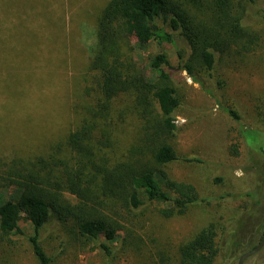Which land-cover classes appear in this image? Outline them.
<instances>
[{
  "label": "rangeland",
  "instance_id": "374dc122",
  "mask_svg": "<svg viewBox=\"0 0 264 264\" xmlns=\"http://www.w3.org/2000/svg\"><path fill=\"white\" fill-rule=\"evenodd\" d=\"M107 1L0 0L1 158L29 151L46 153L78 125L81 107L93 93L88 94L92 86L88 62L96 18ZM255 1L244 10L243 24L260 35L259 44L242 57L234 51L218 57L211 75L199 69L196 82L181 68L191 50L180 32L173 33L176 46L167 48L173 85L182 101L173 142L181 160L170 164L167 171L173 179L195 186L209 203L196 204L183 216L172 218L159 212L170 207L168 203L154 202L131 216L123 211V229L111 244V255L100 246L104 239H81L70 224L52 222L40 235L51 264H179L181 244L209 223H217L219 238L224 240L222 227L234 229V221L252 211L242 246L250 250L251 233L264 223V0ZM130 40L137 68L151 80L150 61L161 47L140 46ZM178 52L183 55L181 60ZM125 106L122 102L116 107ZM227 107L239 113L245 127L259 129L247 136L257 157L245 139L238 137V126L223 110ZM124 125L117 149L121 152L137 138L139 122L128 112ZM235 141L242 142L239 158L230 154ZM252 161L263 167V202L249 211L245 198L221 196L245 190L242 169ZM217 177L224 183L216 184ZM15 192L12 187L9 195ZM20 226L24 235H11L2 242L0 264H38L28 240L33 227L24 219ZM223 247L216 264H237L240 254ZM244 264H264V248Z\"/></svg>",
  "mask_w": 264,
  "mask_h": 264
},
{
  "label": "trees",
  "instance_id": "16d2710c",
  "mask_svg": "<svg viewBox=\"0 0 264 264\" xmlns=\"http://www.w3.org/2000/svg\"><path fill=\"white\" fill-rule=\"evenodd\" d=\"M255 2L108 0L96 18L88 62L92 84L88 94L93 93L81 107L78 125L46 153L0 157V246L11 235L25 234L20 226L24 219L33 227L28 240L38 264H51L40 235L52 222L70 224L81 239H104L100 246L111 255V244L123 229V211L131 216L154 202L168 203L170 207L159 212L172 218L183 216L196 204L209 203L195 186L173 179L167 171L170 164L181 160L173 142L178 131L176 113L182 104L173 85L167 48L176 46L173 33L180 32L191 50L181 68L196 82L199 69L211 75L218 57L232 51L242 57L259 44L260 35L243 24L244 10ZM130 38L140 46L161 47L150 61L151 80L137 68L130 54ZM178 58H183L182 53L178 52ZM122 102L124 108L116 107ZM223 110L238 126V137L245 139L257 157L247 136L259 129L245 127L235 109ZM128 112L139 122L138 136L121 152L117 151L119 135ZM241 144L230 145L233 157L241 156ZM262 169L259 161L243 167L245 190L221 198H245L249 211L262 205ZM214 182L223 184L224 180L217 177ZM12 187L16 192L9 195ZM252 214L234 221V229L222 227L224 240L219 238L217 223H209L181 244L179 264H216L223 246L229 253L246 252L243 238ZM251 234L250 250L264 238V223Z\"/></svg>",
  "mask_w": 264,
  "mask_h": 264
},
{
  "label": "water",
  "instance_id": "95a60500",
  "mask_svg": "<svg viewBox=\"0 0 264 264\" xmlns=\"http://www.w3.org/2000/svg\"><path fill=\"white\" fill-rule=\"evenodd\" d=\"M263 248H264V238L257 244L256 247H254L253 249L248 250V251L244 252L243 254H241L239 259H238L237 264H244L247 259L256 255Z\"/></svg>",
  "mask_w": 264,
  "mask_h": 264
}]
</instances>
